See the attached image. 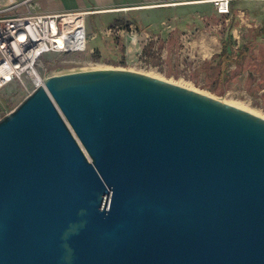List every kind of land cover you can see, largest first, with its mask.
Returning <instances> with one entry per match:
<instances>
[{"label": "water", "instance_id": "95a60500", "mask_svg": "<svg viewBox=\"0 0 264 264\" xmlns=\"http://www.w3.org/2000/svg\"><path fill=\"white\" fill-rule=\"evenodd\" d=\"M0 264H264V117L56 64L0 118Z\"/></svg>", "mask_w": 264, "mask_h": 264}, {"label": "rangeland", "instance_id": "374dc122", "mask_svg": "<svg viewBox=\"0 0 264 264\" xmlns=\"http://www.w3.org/2000/svg\"><path fill=\"white\" fill-rule=\"evenodd\" d=\"M37 4V0H0V24L5 25L14 19L22 22L64 13L53 14L52 10L42 9ZM257 11L261 16L257 27L237 34L240 43L249 41L247 46L257 55V67L250 68L253 74L249 72L247 76H239L226 84L224 93L214 92V83L206 84L205 71L199 66L202 58L211 53L210 48L202 50L195 43L199 35L217 42L226 31L229 21L220 16L212 4L194 11L184 8L182 15H169L166 19L158 20L159 25L153 27L148 21L146 26H133L122 21L115 23L114 20L102 21L100 26L94 18L86 16V51L72 54L44 53L41 55L40 73L44 76L46 68L61 63L87 68L139 71L185 85L264 117V42L251 41L255 32L264 27V11L262 8ZM182 20L185 26L179 34L173 24ZM118 26L123 29V33L107 32ZM253 82H256L254 86L260 88V91L247 94L245 91L253 86ZM25 85L12 80L0 88V118L25 98L28 94Z\"/></svg>", "mask_w": 264, "mask_h": 264}, {"label": "crops", "instance_id": "0c3cea01", "mask_svg": "<svg viewBox=\"0 0 264 264\" xmlns=\"http://www.w3.org/2000/svg\"><path fill=\"white\" fill-rule=\"evenodd\" d=\"M27 1V0H26ZM211 0H37L42 9L52 10V13H84V18H94L102 24V21L114 20L115 23L126 22L129 25L140 24L146 26L148 21L151 27L159 25L158 20L168 18L169 15H182L183 9L188 8L194 11L201 7H210ZM229 15H220L229 21L225 33L219 40L198 36L195 40L198 48H210V54L203 57L200 61V68L204 72L206 84L214 83V92L224 93L227 89L226 84L239 76H247L252 73L251 67L255 68L257 55L250 51L249 41L240 43L238 33L246 32L250 28H256L259 24L261 9L264 11V0H231ZM37 4V5H38ZM263 18V17H262ZM125 23V24H126ZM103 26V25H102ZM185 26L182 20L173 24L180 34V30ZM251 41L264 42V27L256 31ZM240 54V55H239ZM238 56V61L227 63L231 57ZM221 62L222 68L218 67ZM253 74V73H252ZM220 79V80H217ZM257 80L259 78L257 77ZM255 81V80H254ZM256 83V82H255ZM252 87L245 91L247 94H254L260 88ZM219 89V91L217 90Z\"/></svg>", "mask_w": 264, "mask_h": 264}, {"label": "built area", "instance_id": "2783aa9c", "mask_svg": "<svg viewBox=\"0 0 264 264\" xmlns=\"http://www.w3.org/2000/svg\"><path fill=\"white\" fill-rule=\"evenodd\" d=\"M230 1L211 0L210 4L214 5L219 15H229ZM3 26L7 29L9 37L0 40V88L12 80H17L23 85L26 83L24 88L29 94L44 78L40 73L42 53H36L39 44L31 39L28 28L36 33L43 32L46 40L58 38L62 42L61 46H58L50 41L48 52L72 54L83 53L87 49L84 13L56 14L22 22L14 19ZM115 31L118 34L123 33L119 26L107 30L108 33Z\"/></svg>", "mask_w": 264, "mask_h": 264}, {"label": "bare ground", "instance_id": "6f19581e", "mask_svg": "<svg viewBox=\"0 0 264 264\" xmlns=\"http://www.w3.org/2000/svg\"><path fill=\"white\" fill-rule=\"evenodd\" d=\"M5 26H3L2 24H0V40H3V38L8 39V32L7 29L5 28ZM29 29V36H31L32 40L35 41L36 43L39 44L36 53H46L49 51V45L48 43L51 41L53 43V45H55V43H57L58 46H61L62 42L58 39V38H53V40H46V36L43 32H34L31 28ZM21 38V36H20ZM242 108V107H241Z\"/></svg>", "mask_w": 264, "mask_h": 264}, {"label": "trees", "instance_id": "16d2710c", "mask_svg": "<svg viewBox=\"0 0 264 264\" xmlns=\"http://www.w3.org/2000/svg\"><path fill=\"white\" fill-rule=\"evenodd\" d=\"M240 55V54H239ZM234 61H238V56L236 55L235 57H231L228 61H226L227 63H231V62H234ZM221 65V62L218 63V67L222 68ZM217 80H220L217 78ZM219 91V89H217Z\"/></svg>", "mask_w": 264, "mask_h": 264}]
</instances>
